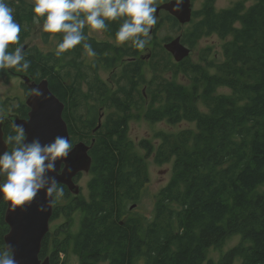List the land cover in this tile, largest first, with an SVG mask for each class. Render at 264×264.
Wrapping results in <instances>:
<instances>
[{"label": "trees", "instance_id": "obj_1", "mask_svg": "<svg viewBox=\"0 0 264 264\" xmlns=\"http://www.w3.org/2000/svg\"><path fill=\"white\" fill-rule=\"evenodd\" d=\"M6 3L21 25L19 41L11 44L16 48L28 36L25 24L33 22L32 3ZM165 17L181 25L168 12ZM194 17L199 19L180 35L191 48L204 35H223L233 20H241L234 40L224 49L227 60L214 75L207 76L200 64L191 63L190 56L175 63L172 53L162 45L148 53L154 73L148 82L142 61L135 58L134 46L115 47L109 40L92 36L87 27L85 35L96 52L94 57L86 54L82 44L59 57L56 46L48 51L22 46L30 62L26 71L36 81L47 79L52 92L65 103L64 118L72 143L82 140L91 144L95 138L90 150L94 174L89 183L90 198L72 196L61 184L65 202L58 206L57 199L54 203L53 219L60 213L70 219L76 210L84 212L82 227L74 238L84 258L82 264H202L210 247L233 234H240L241 241L216 264H236L237 258H241L240 264H264V0H255L248 8L237 4L222 12L215 11L214 0H205ZM107 24L105 34L115 36L119 21ZM43 36L47 43L53 40L57 44L61 34L44 32ZM125 55L128 61L115 77L116 89L111 91L98 74L99 67L102 64L114 69ZM179 67L194 81V90L165 79L163 73L178 74ZM144 84H148L146 91ZM196 84L205 85L203 93L199 94ZM221 85L231 87L233 93H216ZM146 93H151V106L162 103L145 111L146 118H167L171 123L195 121L197 128L177 134L158 133L161 139L156 160L164 163L173 159V177L161 189L154 214L146 224L131 219L121 225L120 217L131 211L133 202L141 201L149 180L145 159L127 140L128 123L123 115L147 105ZM199 99L207 111L199 109ZM105 106H114L116 111L103 118L94 131ZM16 111L28 117L26 104ZM11 131L12 127L5 129V137ZM73 136L78 139L74 141ZM142 144L149 153L154 151L148 141ZM7 206L0 201V250L5 248L4 237L9 231ZM62 226L67 232L69 223ZM71 239L67 234L52 240V234H47L42 254L46 256L52 248L51 264H61Z\"/></svg>", "mask_w": 264, "mask_h": 264}, {"label": "rangeland", "instance_id": "obj_2", "mask_svg": "<svg viewBox=\"0 0 264 264\" xmlns=\"http://www.w3.org/2000/svg\"><path fill=\"white\" fill-rule=\"evenodd\" d=\"M6 1L12 3L15 1L18 2L19 0ZM27 1L33 3V0ZM192 2L194 12L201 9L205 4V0H192ZM235 3H240L245 8H248L255 3V0H214V9L219 10L223 8H230ZM165 15V13H162L160 17H157V23L152 26V30L150 31L149 36L146 37L149 42L146 44L145 48L135 49L137 51V55L135 56V58L137 60L142 61V72L148 82L152 79L154 74L151 68V63L150 61H148V53L151 50L154 51V46L161 47L162 45H164L165 47L166 42L173 38H176L179 35H183L184 33H186L189 27H191L192 25L191 22L197 21L199 19L195 18L193 14V17L190 22L179 25L174 24V22L171 20H166ZM160 23L162 24L160 25ZM25 29L26 31H28V36L25 41L18 44L17 47L27 45L30 46V48L35 47L38 51H48L49 49H55V41L52 40L51 42L47 43L44 40V32L42 31V21L40 25H37L34 22L26 23ZM89 33L92 36L96 35L100 39L109 40L115 47H119L121 49H127L129 46H133L130 41H126L122 44L118 43L116 41L115 36H107L104 30H89ZM167 37H169L168 40L164 42ZM232 39V34L223 38L217 34H212L204 35L193 48L185 44L191 49V63L200 64L202 70L207 76L216 74L219 71L218 68L220 64L227 60L226 56L223 53V45L227 40ZM14 49L15 47L10 44L9 51H13ZM173 59L176 63L177 61L174 57ZM126 61H128V56L125 55L120 56L119 62L117 63V66L114 69H108L104 65H100L98 74L108 84L111 91L116 89L114 83L115 77L120 74ZM4 70L5 69L0 70V122L1 116L4 115L6 111L13 112V110H17V108L22 103L26 104V100L28 98V95L25 96V92L28 88L26 78L29 77L30 82L34 81L32 75L28 71L18 72L13 69L12 72L7 70L6 75H4L2 73V71ZM163 74L165 79L171 80L175 84L181 85L184 88L194 90V81L191 80V78L187 76L182 70H180L178 74H174L173 71L165 72ZM145 86L147 87L148 84H144L143 91L144 89L146 91ZM196 87L199 94L203 93L205 85L203 86L196 84ZM216 93L231 95L233 93V89L229 86L221 85L216 87ZM149 94L146 93L148 103L147 105H144L142 109H134L132 112L129 111L123 113L128 123L127 140L132 143V150L145 159L149 180L143 190L141 201L136 203L133 202L130 206L131 211L126 214H122V216L120 217L119 222L121 223V225H124L128 221H132L131 219H139L143 222V224H146L147 221L151 219L154 214L156 202L158 200V195L161 189L173 177L174 160L172 159L164 163H159L156 160V150L161 139L158 136V133L166 132L169 134H177L184 129H192L195 131L197 128L195 121L182 120L180 123H171L167 118L162 121H152L146 118L145 111H148V109H150L151 107H160V105L162 104L161 102H156V104H153L151 106L150 103L153 101L152 96ZM198 107L202 111H207L208 109L207 105L202 99L198 100ZM103 108L104 111L102 112L104 117H102V119L104 118V120H106L108 114L116 111V108L114 106H105ZM5 135L6 134L4 131V138H6ZM74 139L76 138L73 136V140ZM78 141L82 140H77L75 141V143ZM142 141H148L153 146L154 151L149 153V151L143 146ZM93 177L94 174H92L91 172L82 173V175L78 177L79 179H77V182L82 188V192L79 196H84L86 199L90 198L91 190L89 188V183ZM71 195L76 196L73 193H71ZM59 202L60 204L58 206H61L65 202V197L60 198ZM54 207H57L56 204H54ZM83 216V210L78 209L73 213L70 219L66 218V216L62 213H60L57 218L51 219L50 231L52 234V240H55V237L57 236L64 238L67 234L72 235L68 253H64L61 255V264H82L84 258L81 252L75 247L74 238L82 227ZM67 222L69 223V228H67L66 232L64 231L65 227L62 225ZM9 230H11V228H9ZM240 241V234H233L226 237L220 245L213 246L208 249L206 259L202 264H216L225 252H227L233 246L238 244ZM50 250L52 251V248ZM240 263L241 258H237L236 264Z\"/></svg>", "mask_w": 264, "mask_h": 264}, {"label": "clouds", "instance_id": "obj_3", "mask_svg": "<svg viewBox=\"0 0 264 264\" xmlns=\"http://www.w3.org/2000/svg\"><path fill=\"white\" fill-rule=\"evenodd\" d=\"M169 3H174L173 10L179 11L183 0ZM157 8L154 0H33L31 11L35 24L40 25L42 18L43 32L61 34L56 44L57 57L81 44L86 54L94 57L96 52L87 42L86 27L103 31L107 30V22L119 21L116 41H130L136 49H144L149 42L146 37L157 23ZM20 32L13 9L6 0H0V70L14 68L19 72L30 67L22 46L9 51V45L19 41ZM32 93L41 95L38 89ZM4 140L11 150L0 155V194L4 202H10L12 210L30 203L41 189H46L51 204L63 198L64 187L46 173L54 170L57 159L68 156L74 147L69 139L58 136L43 146L38 141L25 143L23 126L12 124V131ZM0 264H16L8 246L0 250Z\"/></svg>", "mask_w": 264, "mask_h": 264}, {"label": "water", "instance_id": "obj_4", "mask_svg": "<svg viewBox=\"0 0 264 264\" xmlns=\"http://www.w3.org/2000/svg\"><path fill=\"white\" fill-rule=\"evenodd\" d=\"M174 3L164 2L157 8V13L161 9L169 11L181 24H186L193 17V6L191 0H183L179 11L173 10ZM165 48L174 56L177 62L190 56L191 49L186 46L181 36H177L165 43ZM31 94L26 100L30 111L28 117L22 118L19 115L7 114L0 122V155L9 151V145L4 140L5 118L13 124L21 125L26 133L25 143L38 141L42 146L54 142L60 136L71 141L70 130L64 118L65 103L59 99L50 89L49 81L30 82L26 78ZM33 89H38L41 95L32 93ZM101 114L96 131L102 125ZM92 143L78 141L69 152L66 158L55 161L53 171L46 173L49 178H54L59 184L67 186L69 191L76 196L81 192V186L76 182V178L81 173H89L92 167V156L90 149ZM3 200L0 194V201ZM51 197L46 195V189L38 191L37 195L30 203L18 206L12 210L10 202L6 211V222L11 230L5 236L6 246L13 252L16 264H50L49 258L42 259L40 253L43 241L50 232V222L54 215V202L50 203ZM42 209V210H41Z\"/></svg>", "mask_w": 264, "mask_h": 264}, {"label": "flooded vegetation", "instance_id": "obj_5", "mask_svg": "<svg viewBox=\"0 0 264 264\" xmlns=\"http://www.w3.org/2000/svg\"><path fill=\"white\" fill-rule=\"evenodd\" d=\"M157 1H159V2H162V3H159V4H156V5H158V7L161 5V4H163L164 2H168L169 0H165V1H163V0H157ZM191 2H192V0H191ZM237 4H240V3H235L232 7H230V8H223V9H219V10H215L216 12H222V11H225V10H230V9H232L235 5H237ZM192 6H193V2H192ZM194 10V9H193ZM168 12V14H171L169 11H167V10H165V9H161L160 11H159V13H155V15H156V17H160L161 16V14L162 13H167ZM210 12V11H209ZM242 12H240L239 13V15L241 14ZM193 14H194V11H193ZM172 15V14H171ZM173 16V15H172ZM232 25L227 29V31L222 35V34H220V33H218V32H213L212 34H217V35H219V36H221L222 38L223 37H226V36H228V35H230V34H232V36H233V39L232 40H234V37H235V35H234V32H235V30H236V28H240L241 26H242V24H241V20H239V19H236V20H233L232 22ZM212 34H208V35H212ZM180 36V35H179ZM232 40H227L225 43H224V45H223V53H224V49H225V47L227 46V45H229L230 44V42H232ZM25 48L23 47V50H24ZM34 80V79H33ZM36 81V80H35ZM38 82V81H37ZM27 88V87H26ZM31 94V91H30V89H28L27 88V91L25 92V96H29ZM23 104V103H22ZM25 104V103H24ZM27 105V104H26ZM28 107V106H27ZM29 108V107H28ZM30 110V109H29ZM7 114H15V115H19L20 117H22V118H25V117H23V115L20 113V112H18V111H16V110H13V112H9V111H6L5 112V114L4 115H2L1 116V120H2V117H5ZM5 126H4V131H5V129H7V128H10V127H12V122L8 119V118H5ZM71 142H72V140H71ZM73 144H75V142L73 143ZM91 150V149H90ZM93 162V161H92ZM90 172H91V170H90ZM80 175H82V173L80 174ZM80 175L78 176V177H80ZM76 178V182H77V179H79V178ZM78 183V182H77ZM81 190H82V188H81ZM82 192V191H81ZM81 192H80V194H81ZM79 194V195H80ZM78 195V196H79ZM8 224V223H7ZM9 228H10V226H9ZM51 230V229H50ZM10 231V230H9ZM8 231V232H9ZM49 233H51V231L49 232ZM48 233V234H49ZM4 240H5V237H4ZM5 247H6V245H5ZM40 257L42 258V259H46V258H49V261H50V264H51V250L46 254V256L45 255H43L42 254V250H41V253H40Z\"/></svg>", "mask_w": 264, "mask_h": 264}]
</instances>
